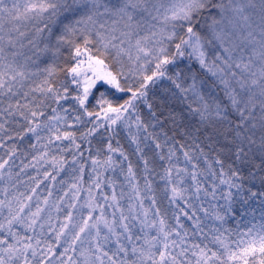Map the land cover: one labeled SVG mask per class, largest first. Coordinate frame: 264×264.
Instances as JSON below:
<instances>
[{"label":"snow or ice","instance_id":"snow-or-ice-1","mask_svg":"<svg viewBox=\"0 0 264 264\" xmlns=\"http://www.w3.org/2000/svg\"><path fill=\"white\" fill-rule=\"evenodd\" d=\"M27 24L31 35L21 30ZM160 81L170 83L163 91L191 118L172 135L165 129L169 121L177 124V114L164 116L149 100L150 87ZM105 85L130 96L113 106ZM138 100L146 119L135 111ZM118 122L135 146L131 154L118 140L112 143ZM102 128L110 135L92 155ZM29 136L35 154L21 172L32 167L39 173L45 164L51 170L43 180L31 177L35 186L27 194L9 198L5 189L0 264H264V192L244 183L259 176L264 185V0H0V147L5 139ZM221 137L226 143L216 150L213 142ZM16 151L14 143L9 159ZM130 155L142 164L143 185ZM9 159L0 161V170ZM65 165L74 174L71 202L62 207L68 191L50 202L49 185L41 206L38 190L44 181H56ZM116 169L130 194L118 196L116 182L105 181L104 172ZM156 175L164 181L171 215L157 206ZM82 192L86 198L77 206ZM125 195L126 210L120 203ZM257 197L256 223L243 231L239 221L237 229L226 226L229 217L236 219L237 201L250 208ZM145 198L155 212L144 207ZM65 207L63 220H53L52 211ZM239 215L248 212L242 207Z\"/></svg>","mask_w":264,"mask_h":264},{"label":"trees","instance_id":"trees-1","mask_svg":"<svg viewBox=\"0 0 264 264\" xmlns=\"http://www.w3.org/2000/svg\"><path fill=\"white\" fill-rule=\"evenodd\" d=\"M10 26L11 25L6 24V27H10ZM21 30L28 31L29 35L34 33V28H33L32 24H27V27L22 28ZM24 43L27 44V40H25ZM62 53L63 54L60 57V60L58 61V63L61 66H63L64 60L68 56V49L67 48L62 49ZM85 59H86V57H85ZM108 59L111 60V57H109ZM41 67H43V65H41ZM128 82H131V78H129ZM170 87H171V85L168 81L157 82L156 85L151 86L149 89V100H150V102L153 103L154 108L158 111V113L162 112L164 114V116H167L169 110H171L173 113L177 114V124L173 125L169 121L167 124V127L165 129L166 131H168L169 135H172L173 132L180 131L184 127V125L190 124L191 118L188 117L186 111L183 110V105H181L176 99L172 98L171 92H164L163 91L164 88H170ZM104 90H105L106 98L112 102L113 106H119L120 104H123L124 101L127 100L130 96V94L116 92L114 89H110L106 85L104 86ZM97 95H98V93H97ZM92 104L95 105V100L92 101ZM136 104H137V109L135 111H138L139 114L141 115V117L146 119L147 118V108L144 105L143 101L138 100V101H136ZM94 110L99 111L100 109L97 106L94 108ZM127 115L128 114H125V116H127ZM181 116H183V119L180 118ZM132 118L133 119L135 118L134 114H133ZM161 118H163V117H161ZM13 127H15V126H13ZM114 127H115V131H116V135L112 138L113 145L115 146L116 141L118 140L120 142V145L124 147L126 152H128L129 154L133 153L135 146L129 144V141L127 138L128 133H127V130L124 127V125L121 124L120 122H118V124ZM132 130H133V132H135L134 127ZM99 131H100V135H97L92 140V144H93L92 155L96 154L95 153L96 147L102 146L100 144L101 141H103L105 144L107 143L108 136L110 135L103 128L100 129ZM150 131H151V129H150ZM155 131L159 132L160 131L159 127L157 129H155ZM193 131H194V129H193ZM141 139H143L142 136H141ZM177 139H181V137L177 136ZM184 142L186 144L192 143V141L190 139H185ZM200 142L205 146V151H207L209 153V159H213L214 152L209 150V148L207 147V145L209 144V141L205 140L204 137L201 135L200 136ZM3 143H4V147H0V161H2L4 159H9L8 151L11 149V147L14 143L17 145V151H16L15 156H13V157H11V159H9V164L6 165L3 170H0V200L5 199V189L7 190V195L9 198H11L13 196L18 197L20 193H25V194L29 193L30 189L35 186V182L32 181L30 178L33 176H37L38 179L43 180V172L46 169L51 170V165L45 164L42 168H40L39 173L37 172L36 168H32V167H29L24 172H21V168L23 167V165L25 163H28L29 161H31L32 156L35 154V152L29 147V145L31 143H35L34 138H32L31 136L25 138V140L23 142H21L18 139L15 141L5 139L3 141ZM213 143H214V148L216 150H219L220 144H224V143H226V141L224 140V138L221 137V138H219V143H215V142H213ZM84 147L87 148L88 146L85 144ZM166 150L167 149H165V151ZM146 151H147V149H146ZM147 154L149 156H151L150 151H147ZM64 155L66 156V158L69 161H71V155L69 153H64ZM84 155L88 156V152L86 151L84 153ZM178 155L180 156L181 166H183L182 153H178ZM223 156L225 158V163L227 165V163L229 161L227 158L226 149L223 153ZM117 158L119 159L118 156H117ZM130 159L132 160L134 165H137V167H136L137 175L139 177H141V179L139 180V183L141 185H143V183H144V181L142 179L143 173L141 171L142 164L138 161V159L135 155H130ZM81 163H84V161L82 160ZM199 163H200L201 167H204L203 159H201ZM90 167H91V161L88 160L86 163V168H90ZM123 167H124V170L126 172L127 171V162L124 163ZM237 167H240V165L237 164ZM70 168H71V165H65L66 170L62 171L57 176L56 181L47 180V181L43 182V184L41 185V189L38 190V195L41 197V206H43L42 198L48 195L49 185H53V188H52L53 195L50 198V202L57 201L60 196L64 195L65 191H68L69 195L67 197H65V201L62 203V207L71 202L72 190L69 188V185L73 183L72 177L74 174L71 173ZM242 171H243L245 176L248 175L247 169H242ZM18 173H19V175H17ZM76 174H78V173H76ZM109 178L113 179L116 182V192H117L118 196L122 190L125 193L130 194V189L127 186V183L124 179V176H122L120 174L119 169H116L115 171L108 170V171L104 172L105 181H107V179H109ZM152 179H153V186L155 188L154 194H155V197L157 200V206L161 209V211L167 210L169 215H171V212L173 210V206L168 204L167 199L164 196V193H163L164 181L160 180L159 175L154 176ZM85 180H87V171L85 173ZM61 181H64V183L61 184L60 183ZM244 183H245L246 189L251 188L252 191H254V192H264V185L261 184L259 176H257L255 179H247L244 181ZM87 186H88L87 183H85L84 187L87 188ZM104 190L109 195H111L112 189L104 186ZM86 195L87 194L85 192L81 193V199L79 201H77V206H79V204L83 202V200L86 198ZM148 195H152V193H149ZM245 195H247V192H245ZM21 199H23V198L21 197ZM260 199H262V198L257 197L255 199L251 200L249 202V204L251 206L250 208L248 206L242 205L239 201H237V203L235 204L236 212L234 214L236 216V219L229 217L228 224L226 226L229 228H232V229H237V222L239 221V228L237 229L238 231H243V230H246L247 227H251L252 223H256L259 220V212H260V207H261L260 203H259ZM36 202L37 201H36V198L34 196L32 202H31L33 210H35ZM15 203L16 202L13 201L14 206H15ZM120 203L123 206V208L126 210L127 205L129 203L128 195H125L124 199L121 200ZM136 203H137V206H139V201H137ZM221 203H223V201H221ZM151 204H152V201L150 199H148V198L144 199V207L150 208L152 212H155V208H152ZM242 207L246 209V211L248 212V215H246V216H240L239 215V211ZM251 209H255L256 211L252 212ZM138 210H139V207H138ZM66 211H67L66 207L64 208V212L59 213V214L56 213L55 211H52L51 214H52L53 220H56L57 217H59V220L62 221ZM84 211L86 214L87 210L85 209ZM111 212H112V209H109L108 210L109 217H111ZM3 215L4 216L7 215V209L6 208L3 209ZM44 215L47 216V212ZM253 216L256 217V220H253ZM117 217H119V213H117ZM0 220H3V216H0ZM244 221H250V223L245 225ZM170 223H175V221L170 220ZM184 223L189 228L191 227V223H192L191 221L184 220ZM17 230L21 231V232L23 231V229H19V228ZM45 231H47V229ZM134 231L139 233V225L138 224H137V227ZM150 234H155V233L153 232ZM0 235H2V233H0Z\"/></svg>","mask_w":264,"mask_h":264}]
</instances>
